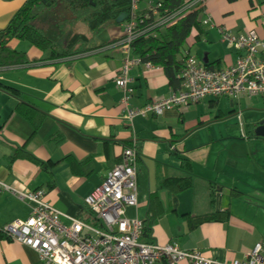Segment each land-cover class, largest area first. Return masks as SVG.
I'll return each instance as SVG.
<instances>
[{
    "label": "crops",
    "instance_id": "0c3cea01",
    "mask_svg": "<svg viewBox=\"0 0 264 264\" xmlns=\"http://www.w3.org/2000/svg\"><path fill=\"white\" fill-rule=\"evenodd\" d=\"M25 2L0 0V30ZM261 10L262 6L252 9L249 0H206L205 14L212 26L201 36L192 33L186 49L204 66L224 69L232 65L238 52L230 45L226 50L217 47L227 44L221 41L218 27L234 33L259 29ZM109 32L110 41L119 38L123 25ZM197 44L206 49L202 59L199 52H193ZM106 50L71 61H40L0 70V83L17 89L28 103L0 90V180L18 192L42 189L56 210L88 218L86 197L122 161L124 148L135 147L139 194L138 206L129 207L134 209L130 218L143 221L149 200L157 198L149 241L174 243L219 263L242 259L264 240V186L240 181L253 160L260 162L248 151L225 153L217 144H204L205 137L193 138L197 131L209 129L213 111L218 109L214 122L224 117L222 100L230 102L235 112L241 96L237 100L207 97L160 116L131 119L130 110L164 99L173 89L161 67L146 69L131 53L126 92L116 79L127 56L114 45ZM28 53L44 59L38 50ZM187 138L195 140L193 146L187 147ZM186 160L189 166L182 164ZM233 189L241 194L234 195ZM30 212L29 204L17 193H0V228L25 221ZM69 217L62 219L67 226L71 225ZM199 217L214 218L198 222ZM0 264L45 263L35 250L0 232Z\"/></svg>",
    "mask_w": 264,
    "mask_h": 264
},
{
    "label": "built area",
    "instance_id": "2783aa9c",
    "mask_svg": "<svg viewBox=\"0 0 264 264\" xmlns=\"http://www.w3.org/2000/svg\"><path fill=\"white\" fill-rule=\"evenodd\" d=\"M130 21L124 25V39L120 48L125 59L117 85L127 90L131 60V47L135 33V11L140 4L148 7L156 15L158 8L153 0H130ZM205 2L206 0H201ZM260 28L243 33H234L218 27L220 39L237 52L236 61L224 68L214 69L204 66L194 55L188 54L181 73L182 87L172 91L167 97L153 100L144 107L130 110V117H153L166 111L188 107L207 97L237 100L242 94L264 97V2L260 15ZM202 25L212 26L205 14ZM137 64H143L139 59ZM146 69L150 64H144ZM129 96L123 100L127 106ZM138 150L124 148L122 161L107 175L85 199V206L91 212V221L79 217H69L56 210L45 199V191H14L0 180V193L15 192L30 206V215L25 221H15L4 225L0 232L5 237L35 250L45 264H155L163 261L177 264L187 260L191 264H225L202 256L198 251H186L177 244L159 245L142 239L143 221L129 218L126 210L138 206ZM71 225L62 222L68 218ZM229 264H264V240L254 249Z\"/></svg>",
    "mask_w": 264,
    "mask_h": 264
},
{
    "label": "trees",
    "instance_id": "16d2710c",
    "mask_svg": "<svg viewBox=\"0 0 264 264\" xmlns=\"http://www.w3.org/2000/svg\"><path fill=\"white\" fill-rule=\"evenodd\" d=\"M61 1L66 2L75 20L81 21L88 27L89 31L96 35L114 26L123 25L124 29V25L130 21V0ZM153 1L155 7L158 8L156 15L148 7L141 6V4L134 13L137 20L134 31L137 37L131 47V53L143 64L161 67L169 85L173 91H177L182 87L181 73L189 54L185 47L186 43L192 33L196 32L198 36H201L206 30L202 25L205 17V2L201 0ZM235 1L237 0H228V2ZM57 2L58 0H26L24 5L12 16L7 26L0 30V70L15 66H32L40 61H58L62 59L71 61L83 54L106 50L109 46H120V42L125 37L124 32L119 38L91 47L79 45L76 48L67 50L58 46L52 38L45 35L44 30L37 24L41 14L54 7ZM249 2L252 9H256V7L261 8L263 6L264 0H249ZM122 14L128 16L123 23L118 24L117 20ZM14 40H27L39 50L49 51V54L44 59L32 58L28 52L16 50L11 44ZM206 67L211 68V66ZM1 89L21 98V93L13 87L0 83ZM21 99L23 104L28 105L23 98ZM136 149L138 150V148ZM14 157L15 154L10 157V160L12 161ZM182 164L187 166L189 162L186 160ZM232 192L234 195L241 194L235 189ZM157 208V198L152 197L149 200L147 217L143 220L142 239L149 241V238H151ZM86 212L88 218L83 217L82 219L91 221V212L89 209ZM211 218L214 217H199L198 222Z\"/></svg>",
    "mask_w": 264,
    "mask_h": 264
},
{
    "label": "rangeland",
    "instance_id": "374dc122",
    "mask_svg": "<svg viewBox=\"0 0 264 264\" xmlns=\"http://www.w3.org/2000/svg\"><path fill=\"white\" fill-rule=\"evenodd\" d=\"M143 5L144 2L141 3V6ZM37 24L44 30L43 32L47 37L52 38L58 46L67 50L76 48L79 45H83V47H91L103 42H108L111 38L109 30L112 28L118 29V27L114 26L107 30L105 29L97 35L92 33L88 30V27L85 24L81 23V21L75 20L66 2L61 0H58L54 7L43 12L39 17ZM13 44L15 49L20 51L31 53L34 52V50H38L39 53L42 54L41 57H46L49 54V51L39 50L27 40H14ZM217 45L220 50H226L229 44L220 43ZM204 50L206 49L202 44H197L193 49V52H199L202 59ZM195 57L197 56L195 55ZM10 72L12 71H9L8 73ZM238 101L236 109L234 110L235 112H232L230 102L222 100L220 105L221 109H223L224 117L221 120L214 122L218 109L213 111L212 121L208 125L209 129H205V131H197L198 134H195V136L193 134V138L199 140L200 137H205L206 141L204 144L213 147L217 144L223 148V152L225 153L248 151L251 154V158L256 156L255 158H258L260 165L256 164L252 159V164L247 168V170H250V173L246 172L247 170L244 171L242 174L243 176L240 177V181H249V184L253 186L262 187L264 186V139L254 138V127H252V124L264 120V97H249L242 94ZM188 118L191 117L189 116ZM245 134L250 139H246L244 137ZM195 140L189 138L187 147L193 146ZM221 180H223L222 177ZM126 214L129 218L132 217L134 209L127 208Z\"/></svg>",
    "mask_w": 264,
    "mask_h": 264
},
{
    "label": "water",
    "instance_id": "95a60500",
    "mask_svg": "<svg viewBox=\"0 0 264 264\" xmlns=\"http://www.w3.org/2000/svg\"><path fill=\"white\" fill-rule=\"evenodd\" d=\"M127 16H128L127 14L120 15V17L117 20V23L118 24L123 23L126 20ZM254 135L257 138L264 139V120L260 121L259 125L255 128Z\"/></svg>",
    "mask_w": 264,
    "mask_h": 264
},
{
    "label": "flooded vegetation",
    "instance_id": "af4514ba",
    "mask_svg": "<svg viewBox=\"0 0 264 264\" xmlns=\"http://www.w3.org/2000/svg\"><path fill=\"white\" fill-rule=\"evenodd\" d=\"M259 123L260 122H255V123H253L254 125L252 126V127H254V130L253 131H255V128L259 125Z\"/></svg>",
    "mask_w": 264,
    "mask_h": 264
}]
</instances>
